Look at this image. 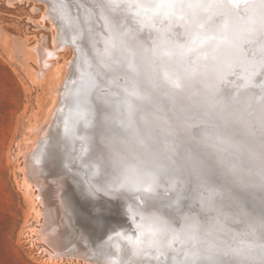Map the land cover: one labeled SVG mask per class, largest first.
Returning <instances> with one entry per match:
<instances>
[{
  "label": "rangeland",
  "instance_id": "rangeland-1",
  "mask_svg": "<svg viewBox=\"0 0 264 264\" xmlns=\"http://www.w3.org/2000/svg\"><path fill=\"white\" fill-rule=\"evenodd\" d=\"M17 1L9 3L7 0H0V264H92L93 261L90 260L91 257L87 253L90 251V248H94L96 251L97 244L99 246L101 243L107 244L115 238L123 246V255L125 257L129 255L128 258L131 261L142 258H153L152 260L155 262L161 259L164 264H181L187 260L191 262V259H195L198 252L203 253L199 255L206 257V253L202 252L199 246H182L176 236L167 231L169 227L180 228L185 214L192 215L195 213L205 224L208 223L210 217L215 215V213H201L200 196L197 197L198 193H194V197L198 199L195 198L197 202H194L195 199L192 195V191H198L193 184L190 186V190L187 189L192 194L187 195L189 200H192V198L194 200L192 202L187 200L184 208L182 207L183 210L173 214L171 213L173 209L167 210V207L159 208L164 204H170L166 199L160 198L157 202L154 200V202L142 204V196L140 194H137V196L135 194L130 196L126 193H124L125 196L117 195L114 191L115 187L113 184L115 182L111 171L102 167V162L99 159H94L92 155H88L91 156L90 159L83 156V159L76 160L73 166H68V169L70 168L73 172L61 171L60 160L62 159L61 157L60 160L57 158V162L55 163L57 174L53 175L55 180L50 179V183L55 184V189H61V201L63 200L64 202H58V205L63 209H67V211L59 215L61 218L64 216L63 220L66 218L68 220L65 224L66 235L75 238L79 242L77 244L82 247L81 258L76 259L64 256L61 259L54 256L51 257L50 253L46 251H51L52 249L41 238V235L37 237L39 234L37 230L44 223V218H42L44 215L40 213L42 205L41 197L37 195L38 188L29 178L30 172L28 171H30V168L27 166L26 153L32 152L31 148L33 150L34 146L36 148L40 143L39 139L41 136L39 133L41 132V126L44 123L46 125L48 119H50L48 111L53 103L54 105L56 104L54 100L58 99L56 98L55 89L64 86L63 82H65L68 77L67 73H69L65 69V64L67 60L72 58L73 52L70 45L66 44L65 46L68 47H58L57 27L53 23L51 24L50 13L46 11L47 8L43 1ZM88 1L90 2L91 0H86V2ZM93 2H95L93 7H95L94 9L97 11V14L93 16L96 19L88 32V47L92 50L95 49L100 54L103 48L101 33L104 36L107 35L109 21L106 19L107 15H104L105 12L101 11L102 8L98 6L99 1L94 0ZM50 26H55L56 28ZM41 46H45L48 50H56L57 53L53 57H47V60H50V62L44 63L45 67L42 74L38 72L40 63L39 48ZM97 58L99 59V56ZM116 70L105 71L107 75L104 80V88L111 89L112 84L120 81L118 76L122 74L117 73ZM172 109L176 111L174 106H172ZM168 113H171V110ZM165 115L167 114L164 113V117L161 116L163 120H158V122L162 124L164 121H167L168 125L166 127L170 130H173L172 123L176 129L179 127L178 133L181 139L184 140L182 141L184 142L183 145L186 144L190 148L194 146L195 151L198 150L194 153L195 158L197 157V167L194 168L196 170L193 173L197 174L198 171H201L209 175L207 184L203 185V189L205 190L203 195L208 196L211 190L219 189L220 195L216 196L215 202L224 213H231L234 216L242 206L250 214V217L257 220L264 217V192L253 189L242 190L227 184L222 176L219 157L213 144H200L201 141L195 139L189 133L188 126L190 124L181 122L179 117L193 121V123L200 120L205 124H212L218 128L217 130L220 133L223 135L227 133L229 137L236 140L243 139L242 130L237 125H224L219 121L209 120L203 111L195 114L196 117L183 113L179 115L172 113L170 117H165ZM160 142L162 141L160 140ZM95 146H97V143ZM96 154L98 155L97 150ZM86 159L90 160L89 162L93 164L96 170L95 168L83 169L84 166L89 164ZM217 168L219 169L217 170ZM24 170H26V176ZM187 170H190V168ZM64 175L65 178H63ZM26 177L30 181H27ZM170 177H166L167 181ZM155 180L158 184L162 183L159 176ZM191 180L192 178L188 182L190 183ZM208 185L210 187L207 188ZM159 186L155 187L158 188ZM83 189L88 190V194L96 197L91 198L88 194H84L85 191ZM226 189H230V191ZM159 190L161 193H165L168 199H171L172 192L178 189L173 188V190H170L172 192L168 194L166 191H169V189L164 190L161 187ZM112 192L115 193V197L108 195ZM60 203L62 204L60 205ZM191 203L192 207L190 206ZM134 206H137L139 209L136 210ZM256 214L260 216H256ZM92 216L91 220L89 217ZM232 221L234 222V220L225 221L227 228L229 225L231 232L226 238L228 243L225 245L224 251L233 250L231 252H236L233 254L242 252L244 253L243 258L247 259L248 257L244 255H249L251 258L255 257L257 260H252L260 264V261L264 260V230L257 227V231L253 234L252 229L243 220L234 223ZM88 237L91 238L88 239ZM261 245H263V249L262 247L260 248ZM69 247L70 245L67 248ZM224 251L221 253H224ZM92 252H94L93 249L90 253ZM221 255L220 253L218 254V256ZM237 256H228L231 261L229 260V262L227 260L229 258L227 257V262L225 263L224 261V264H243L242 262L245 258L243 259L242 256H238L239 260L236 258ZM82 258L87 259V261ZM224 258L223 256V260ZM251 258L248 257L249 260ZM143 259L137 262L142 264ZM198 260L202 261V258H197ZM236 260L243 261L236 262ZM247 260L245 264H253L252 260L250 262H247Z\"/></svg>",
  "mask_w": 264,
  "mask_h": 264
},
{
  "label": "bare ground",
  "instance_id": "bare-ground-1",
  "mask_svg": "<svg viewBox=\"0 0 264 264\" xmlns=\"http://www.w3.org/2000/svg\"><path fill=\"white\" fill-rule=\"evenodd\" d=\"M7 1L9 3H13V1L15 2V0H7ZM20 1L21 0H18L17 2H20ZM33 1L39 2L40 0H33ZM41 1H43L44 5L47 8V10H46V8H45V10L50 13L49 18H50V21H52L51 24L53 23L57 27V31L56 30L55 31L57 32L56 36H57L58 41H59V44H57L58 47L59 48L61 46L68 47L65 45L66 44L70 45L73 53H72L71 59H69L67 61L65 60L66 61V64H65L66 68L65 69H67L69 72V73H67L68 77L66 79V76H65L66 80L64 79L65 80V82H63L64 86L61 85L62 87L56 88L55 89L56 92L54 91L56 93V96H57L56 98H58V99L55 98L56 100H54V101L56 102V104L54 105V103H53L54 106L52 105V107L48 111L49 112L48 115L50 117V119H48V123L45 125V123L43 122L44 125L41 126L42 127L41 132L39 133L41 136L39 139L40 143L38 144V146H36V148L34 146V148H33L34 151L31 148L32 152L26 153L27 154L26 159H27V163H28L27 166H29V168H30V171H28V172H30L29 178L31 179L32 182H34L35 186H37V188H38L37 189L38 190L37 195H39L41 197L40 200H41V205H42L41 210H40V208H39V210L41 211L40 213H43V215H44V216L42 215L43 216L42 218H44L43 219L44 223L42 224V227L39 228V230H37V231H39V232H37V233H39L37 235V237H39V235H41L42 236L41 238L44 239L47 242V244H49L51 246V249H52L51 251L46 250L47 252L50 253L51 257L54 256L56 258L62 259V257L65 256V257H74L76 259H79V258H81V254L83 252L82 247L79 246V244H77L79 242L76 241L75 238L69 237L68 235H66L67 232H66V225L65 224L68 220H67V218L63 220L62 218L64 216L61 218V216L59 215L60 213H63V212L66 213V211H67V209H65V208L63 209L61 206H60L61 207L60 208L58 205L59 204L58 202L63 201V200L61 201V189L60 190L58 188L55 189V187H54L55 184L50 183V179L53 180L54 179L53 175L57 174V172H56L57 168H55V165H56L55 163L57 162L56 161L57 158H59V160H60V157H61V159H62V160H60L61 171L65 170L67 172H73L70 168L68 169V166H73V164L76 160L83 159V156L86 153L85 149L87 150L90 148L89 141H87V140L95 139L94 136L92 137L91 135H94L95 133L100 132L101 129H98L97 126H99V123L103 120L102 114L98 117L97 122H91L90 121V117L92 116V113L89 115V118L84 117L83 115H84V113H86V111L90 112L92 110V108H93L92 104H94V109L96 107L102 108L104 105H107V106L110 105L111 102H110V98H109V93L112 90L104 88V80L105 79L101 80V81H98L96 79L97 82L92 80V79H94V75L95 74L97 75V73L99 72L97 69V62L99 60L97 57L99 56V53L95 49L92 50L91 48L88 47V38H87L88 32L90 31V26L94 25V22L96 19V17H93V16H95V14H97V11L94 9L95 7H93V5L95 4V2H93L94 0L90 1V2H92V4H90L89 1L86 2V0H41ZM98 1L100 3V0H98ZM206 2H211V3H214L217 5V7L214 9V14L211 15V18L207 19V15L205 17L207 19L208 25L211 26L209 28L210 30H208L207 34L219 35V33L217 31H214L213 29L218 28L222 24L224 30L226 32L232 33L234 36V39H235V49H234L235 59H237V57H238V55H240L241 51H244L243 47H242L243 43H247L249 47L254 46V48H256L257 50H262V52H263V50H264V27H261L257 22L260 20H264V7H262L258 2H255V0H250V2L247 4L242 3L241 0H236L235 6L231 2V0H206ZM110 4H111V7L101 10V11L105 12L104 15L105 16L107 15L106 19L109 21V23L107 21V23H108L107 32L108 33L111 30L115 29V26L119 24V21L124 20L125 24H123L124 25L123 28H126L127 31L129 32L128 38L127 37L126 38L130 42H132L133 45H135L136 43H140V44H144L146 46H149V40L152 41L153 37H156L158 39V43H161V45L166 41L167 43H170L169 44L170 46L167 44L166 46L161 47L160 45L159 46L154 45L155 42H152L153 43L152 47L155 46L163 52H176V53L182 54L184 57H187L190 59L192 67L194 70L208 56L209 51H210V47L213 44L214 40H210L211 38L208 36H202V34L198 30V28H195L197 25H191L195 22L193 21L190 14L175 12V13L163 16L160 19H157L154 21L150 17L145 16V14L138 8L122 6V0H110ZM125 9H126V11H125ZM127 11L130 13L132 12V14L131 15L127 14ZM114 12H116V15L118 14L119 16H121V18H119V20H117L116 17L114 16ZM126 14L129 16H127ZM126 16L135 19L134 21L132 19V21L135 23L134 25H137V26H133L134 29L132 28L133 22L125 19ZM174 16H179V19L174 18ZM104 20H102V21H104ZM204 23L205 22L203 20L198 22V24H204ZM50 27H53V26H50ZM140 32L142 34H140ZM143 32L145 35L143 34ZM157 32L158 33L160 32V35H158ZM136 34H139V35H137L135 37ZM207 34H205V35H207ZM215 41L217 43H219L220 36H219V40H215ZM171 44L173 47H171ZM39 52H40V54H39V59H40L39 62L40 63H39L38 72H40L42 74V72H44V67H45L44 63L47 64L50 62V60H47L48 59L47 57L48 56L53 57V56L57 55V53H56V50H52V49L48 50V48H46L45 46H41L39 48ZM82 61L87 62V65H91L92 73L94 72L93 74L91 72H89L90 70L87 69V67L85 68V73H88V76L90 78L87 77L86 74H84V75L81 74V72H82L81 64H84V62H82ZM236 66L237 65H229L225 69L224 72H226L228 70L235 71L234 68ZM119 68H117L116 72L119 74H122V75H120L122 78L119 76L120 81H118V82H125L126 81L128 83L126 75L121 70L122 66ZM237 71H238V73H240L242 75L243 78H241V79L244 80V83H247L248 77L244 74L243 67H241V69L238 68ZM100 74L101 75H99V74L98 75L103 76V73H100ZM235 74H236V72H235ZM106 75L107 74L104 73V78H106ZM221 75L218 77V79L215 83V87H218V84L221 81ZM236 76L237 75H234L233 77H230L228 79L231 81H234V80H236ZM171 83L174 84L177 88H179L181 86L179 79H171ZM66 84H67V86H66ZM56 86H57V84H56ZM132 87L133 88L128 92V94L125 97L126 100H124V102L122 104L123 110H126V112H125L126 116L125 115L124 116L126 117L127 120L129 118L131 119V115H133V118L134 117L139 118L141 123L138 121L136 122V126H138V131L142 135L148 136L150 134L152 136V140H153V138L156 137V132H157V134L160 132L159 125H161V124L158 122V120H163L161 118V116H163L164 113L167 114V115H165V117H168V116L170 117L172 113H176L178 115L181 114L180 112L177 111V109H176V111H174V109H172V106H174V105H175L174 107H177L174 99H178L180 96H178V95H167V94H164L163 92L154 93L148 89V85H146V84H143L140 88L136 87V86H132ZM161 93H163V94H161ZM82 94H83V97H85V99L89 100V102H90V104L86 103L85 105H83L85 107H83L81 105L84 102V98H82V96H81ZM104 95L107 97L105 98ZM162 95H164L165 97H162ZM181 96H184V95H181ZM75 97H76V99H75ZM151 97H154V98L158 97L161 99L164 98L163 102L166 101L165 107H168V108L165 109L163 103H162V106H157V107L152 108V109L146 108L147 106L143 107V104L149 103L148 100H150ZM79 98L81 99V101L79 100ZM190 99H192V98H190ZM57 100H58V103H57ZM73 100H74V102L76 101V103H79V106L77 108L75 107V104L74 105L70 104L71 101H73ZM140 105H142V107L139 110H137V108ZM90 108H91V110H90ZM170 110H171V113H168ZM108 113L110 114L109 111H108ZM158 113L160 114V116ZM183 113L186 114L185 111H183ZM48 115H47V117H48ZM94 115L96 116V114H94ZM176 117H177V115H176ZM181 118L182 117H179V120L181 122L188 123V125L189 124L193 125V121H189V120L181 119ZM206 123H207V121H206ZM172 125H173V128H172L173 130L168 129L169 132L178 133L179 127H178V129H176L173 123H172ZM186 129H187V127H186ZM95 135L97 136V134H95ZM89 136H91L92 138H89ZM177 136H180V134L178 133ZM182 141H184V140L182 139ZM35 142H37V141H35ZM36 145H37V143H36ZM184 145H186V144H184ZM218 169L219 168H217V170ZM24 171H25V176H26V170H24ZM66 173H65V175H66ZM65 175L63 178H65ZM27 176H28V174H27ZM157 176H159L158 172L155 173L154 179H152L151 181L145 182L142 184H138L135 186H131V187H129L127 185L121 187L119 185V183L114 181L115 182L113 184V186L115 187L114 191L117 195H124V196H125L124 193H126L130 196H132V194H135V196H137V194H140L142 196V204H145L147 202H154V199H156V202H157L160 198L167 200L168 197H166V194L161 193V191L158 188H156L155 186L160 185L164 190L169 189V191H170V190H173L174 185H177V186H179V185L174 184L173 178H169V180L166 182V185L165 184L163 185V183L158 184V182L155 180V178ZM197 177H195L196 180H194L192 182V184L196 185V187L198 188V191L200 189V190L205 192V190L203 189V184L197 182V180H198ZM27 181H30V180H28V178H27ZM63 184L65 185V183H63ZM188 184H189V182H188ZM209 185L207 186V188L210 187ZM59 187H60V185H59ZM188 188H190V185L187 186V189ZM190 189H188V190H190ZM188 190H187V192H188ZM174 192L175 191H173V193ZM204 192H203V194H204ZM115 193L112 192L108 195L115 197L116 196V195H114ZM173 193L171 194V196L173 199L176 197L174 199V202H176L175 203L176 205L171 206L170 204H168L170 207H167L168 205H166L165 207H167V210H169V209L177 210L178 208H180L182 206V205L180 206L181 202L179 201L176 194H173ZM185 194H186V192H185ZM194 196H195V194H193V198L197 199V197H194ZM128 198H130V197H128ZM193 198H192V200H194ZM196 199H195V201H196ZM187 200H189V199H187ZM192 200H189V201L192 202ZM61 204L62 203H60V205ZM129 205H130V203H129ZM190 206L192 207V203L190 204ZM134 207L136 208V210L139 209L137 206H134ZM183 208H184V206H183ZM60 209H62V210H60ZM87 212H85V213H87ZM37 213H39V212H37ZM201 213H203V212L201 211ZM85 215H87V214H85ZM257 215H259V214H256V216ZM89 218L92 220L93 216L89 217ZM262 218L264 219V217H261V219ZM85 223H87V222H85ZM68 224H70V223H68ZM86 227H87V225H86ZM230 227H231V225H230ZM228 228H229V225H228ZM88 229H89V227H88ZM80 231H81V229H80ZM89 231H91V230H89ZM78 232H79V230H78ZM83 233H85V232H83ZM90 238L91 237H88V239H90ZM82 240H83V238H82ZM68 245H70L69 248H67ZM94 246L96 247V245H94ZM262 246L263 245H261L260 248ZM263 247H262V249H263ZM92 249L94 252L90 253V251H92ZM242 250H243V248H242ZM90 251L87 253L91 257L90 260L93 261L92 264H129V262H131V264H140L137 261L143 259L142 258V259L131 261L128 258L129 255H127L125 257L123 255V246H122L121 242H119L116 238L113 241L108 242L107 244L101 243L100 246L97 244L96 251L94 250V248H90ZM231 251H233V250H231ZM231 251L226 250V251H224V253H220V254H222L221 256H218V254H216V255H213L207 259L205 258V256L202 255L203 256L202 257L201 255H199V254H203V253H199V252L197 253L196 252L197 256L195 257V259L192 258L191 262L188 260L183 261L181 264H193L194 260H195V264H201V262H202V264H220V263L224 264V261H225V263L227 262L226 259L228 256L233 257V255H237V254H233V253H236L235 251L234 252H231ZM202 252H204V251L202 250ZM231 253H232V255H231ZM223 256L225 257L224 260H223ZM238 256L239 257L242 256V258H243V255H238ZM238 256L236 258L240 260V258ZM244 256H248L249 258H251L249 255H244ZM122 257H123V259H122ZM197 257H199V259L202 258V261H200V260L197 261ZM230 257H228L229 258V259H227L228 261L230 260ZM248 257H247V259H248ZM82 259L87 261V259H85V258H82ZM152 259L151 258H145V259H143L142 264H164V263H162L161 259H159L156 262ZM203 259H205V260H203ZM231 259H233V258H231ZM247 259L246 258L244 259L245 262L243 260H242L243 262L237 261V260H236V262H242L243 264H245ZM252 259L255 260L256 258L252 257L251 260ZM222 260H223V262H222ZM251 260L248 259L247 262H250ZM205 262H207V263H205ZM252 262L254 264L256 261L254 262L252 260ZM250 264H252V263H250ZM255 264H257V263H255Z\"/></svg>",
  "mask_w": 264,
  "mask_h": 264
},
{
  "label": "clouds",
  "instance_id": "clouds-1",
  "mask_svg": "<svg viewBox=\"0 0 264 264\" xmlns=\"http://www.w3.org/2000/svg\"><path fill=\"white\" fill-rule=\"evenodd\" d=\"M99 6L102 9L111 7L110 0H100ZM122 6L138 8L154 21L180 12L190 14L196 23L201 20L207 23L217 7L206 0H122ZM257 23L264 27V20ZM213 30L219 33L220 41H213L208 56L195 70L190 59L182 54L163 52L155 46L140 43L133 45L117 29L106 36L101 33L103 48L97 69L103 73L126 66L136 74L138 81L146 82L153 91L193 98L209 120L237 125L243 132V139L216 137L213 140L222 176L233 187L264 192V93L257 95L245 90L235 96L221 95L215 83L229 65L236 63L235 39L232 33L224 30L222 24ZM170 78L179 79L181 86L177 88ZM166 125L167 121L159 125L164 140L162 146L158 147L153 144L150 134L142 138L138 133L129 136L118 130L130 125L112 127L102 123L103 131L96 150L115 182L128 178L138 185L151 181L159 171L180 173L197 167L192 149L181 151L174 140L167 139L174 133L169 132ZM218 195L220 190L214 189L210 195L201 194L199 198L202 212L215 213L207 224L195 213L185 214L180 228L169 227L167 230L176 236L182 246H199L206 253V259L224 251L228 243L226 238L231 232L225 221L243 220L253 234L257 227L264 230V219L250 217L242 206L234 216L224 213L215 202ZM237 255L243 253L237 252ZM260 264H264V260Z\"/></svg>",
  "mask_w": 264,
  "mask_h": 264
},
{
  "label": "water",
  "instance_id": "water-1",
  "mask_svg": "<svg viewBox=\"0 0 264 264\" xmlns=\"http://www.w3.org/2000/svg\"><path fill=\"white\" fill-rule=\"evenodd\" d=\"M125 11H126V9H125ZM127 14L131 15L132 12L130 13V12L127 11ZM129 15H127V16H129ZM114 16L116 17L117 20H119V18H121V16H119L118 14L116 15V12H114ZM127 16H126L125 19H127L129 21H132L133 18L127 17ZM174 18H178L179 19V16H174ZM134 20L135 19H133V21ZM123 24H125L124 20L119 21V24L115 26V29H117L120 32L124 33L126 35V37L128 38L129 32L127 31L126 28H123L124 27ZM134 24L135 23L133 22L132 28H133V26H137V25H134ZM191 25H197L195 28H198V30L201 32L202 36H208V37L211 38L210 40H219V35L207 34L208 30H210L209 28L211 27L210 25H208V23L198 24V23L195 22V23H193ZM141 32H140V34H142ZM143 34H144V32H143ZM157 34L160 35V32L159 33L157 32ZM205 34H207V35H205ZM137 35H139V34H136L135 37ZM156 39H157L156 37H153L152 41L149 40V47H152V45H153L152 42H155L154 45H157V46L160 45L161 47L162 46L164 47L167 44L168 45L170 44V43H167L165 41L161 45V43H158V39L157 40ZM171 47H173L172 44H171ZM242 47H243L244 51H241L240 55H238V57L236 59L235 65H237V66L234 68L235 71L228 70V71L224 72L221 75V81L219 82L217 88L220 89L221 95H223L225 97L238 95V94H240L241 92H243L245 90H251V91L255 92L257 95H260V94L264 93V50L262 52V50H257L256 48H254V46L249 47L247 43H243ZM82 62H84V64H81V67H82L81 74L82 75L86 74V76L89 77L88 73H85V68L87 67V69L90 70L89 72L92 73L91 65H87V62H85V61H82ZM241 67H243L244 74L248 77L247 83H244V80L241 79V78H243L242 75L240 73H238V71H237L238 68L241 69ZM121 70L126 75L128 83L125 81L126 83L125 82H117V83L111 85L112 91L109 93V98H110L111 105L110 106L109 105L108 106L104 105L102 108H97L96 107L94 109V104H92V106H93L92 110L90 108L91 111L90 112L86 111V113H84V115H83L84 117H88L89 118V115L92 113V116L90 117V121L91 122H97L98 117L101 114L103 115V120L99 123V126H97L98 129H101L100 132L99 133H95V134H97V136L95 134L91 135L92 137L94 136L95 139L87 140V141H89L90 148L87 149V150L85 149V152H86L84 154L85 158H89L90 159L91 156H88V155H91V154H92V157L94 159L98 160V158H99V154L98 155L96 154V147L97 146H95V145H96V143L98 144V138L100 139V134L103 131L102 123H104L105 126H112V127H122V126H125V125L126 126L130 125L129 127H126L125 129H118V130L122 131L124 135H129L130 136V135H133L134 133H138L140 135V137H142V138L146 137V135H142L138 131V126H136V122L137 121L140 122V119L136 118V117L133 118V115H131V119L132 120L130 118L127 120L126 117H125L126 116L125 115L126 110H123L122 104H123L124 100H126L125 97L128 94V92L133 88L132 86H136V87L140 88L143 84H146V85H148V89L150 91H152L154 93H156V91H153L151 86L149 84H147L146 82L138 81V79L136 77V74L130 68H128L126 66H122ZM235 72H236V74H235ZM104 73L105 72H103V76H99L101 74L98 72L97 75L95 74L96 76L94 75V79H92V80H94L95 82H97V80L98 81L104 80L105 79L104 78ZM234 75H237L236 76V80L231 81V80L228 79L230 77H233ZM120 77L118 76V78H120ZM161 94H163V93H161ZM81 96H82V98H84V102H83V104H81L82 106L85 105L86 103L90 104L89 100H87V99H85V97H83V94ZM162 97H165V96L162 95ZM75 99H76V97H75ZM74 100L71 101L70 104L71 105L75 104V107L77 108L79 106V103H76V101L74 102ZM79 100L81 101L80 98H79ZM148 101H149V103L143 104V107L147 106L146 108L152 109V108H155L157 106H162V103L164 104V107L166 106L165 105L166 101L163 102L164 98L161 99V98H158V97H156V98L151 97L150 100H148ZM174 101L176 102L175 104L177 105V107H175L177 109V111L180 112V113H183V111H185L186 112L185 115H194V117H196L195 114H198L199 112L203 111L194 102V99L193 98L190 99V97H188V96H180L178 99H174ZM83 107H85V106H83ZM141 107H142V105H140L137 108V110H139ZM166 108H168V107H165V109ZM108 111L110 112V114L108 113ZM94 114H96V116ZM217 129L218 128L214 127L212 124H205L204 122H202L200 120L194 121L193 125H189L188 126V130H189V133L191 134V136L195 137L197 140H200L201 141L200 144L201 143L202 144L207 143L209 145L213 144V140L216 137H229L227 133L223 135ZM177 135H178L177 133H174L173 136H168L167 139L174 140L175 143H177L180 146L181 151H183L185 148H190L188 145L187 146L183 145L181 137L177 136ZM91 136H89V138H92ZM160 140L162 142H160ZM163 140H164V137L161 135V133L159 132L157 134V132H156V137L153 138L152 142H153V144L155 146L160 147V146H162ZM193 147L194 146H192L190 149L195 151V149ZM197 151L198 150H196L194 153H196ZM86 161L89 164L84 166V168H83L84 170L86 168H92V169L95 168L93 166V164L89 162L90 160L88 161L86 159ZM102 167L106 168L104 165ZM101 168H100V170H101ZM95 170H96V168H95ZM107 170H109V169H107ZM193 172H194L193 168H190V170L181 171L180 173L164 172V171H159L158 172L159 179L163 183V185L164 184L166 185V182H167V178L166 177H168V176H171L170 178L174 179V184H178L179 185V186L176 185L177 187L176 186L174 187V189H178L174 193L172 191H166L167 194L171 193V192L173 194H176V196L178 197L179 201L181 202L180 206L182 205L177 210H172V211L170 210L171 213L174 214V213H177V212L183 210L182 207L186 204L187 199H188V195L187 194H192V192H193V194L194 193H198L197 197H199V196H201V194H203L204 191L201 192V190H199V191L196 190V192L192 191L191 193H187V190H186L187 186L189 184H190V186L192 185V182H193V180H195L194 177L196 175L198 176L197 177L198 178L197 182L203 184L204 186L207 184V180L209 179V176L204 174L201 171H199L197 174H193L192 175ZM190 178H192V180L188 184V181L190 180ZM111 180H112V178H111ZM194 186H195L196 189H198L196 187V185H194ZM160 188L161 187L159 186L158 189H160ZM83 191H85L84 194L85 193L88 194L87 193L88 190L86 191V190L83 189ZM185 192H186V195H185ZM88 195L91 196L90 194H88ZM92 197H96V196H91V198ZM174 199L171 197V199H167V202L170 203L171 206H173L176 203V202H174ZM154 200H156V199H154ZM195 202H197V201H195ZM166 205L167 204H164L161 207H159V205H157V206L162 209V207L165 208ZM167 207H170V206L168 205Z\"/></svg>",
  "mask_w": 264,
  "mask_h": 264
},
{
  "label": "snow or ice",
  "instance_id": "snow-or-ice-1",
  "mask_svg": "<svg viewBox=\"0 0 264 264\" xmlns=\"http://www.w3.org/2000/svg\"><path fill=\"white\" fill-rule=\"evenodd\" d=\"M231 2L233 3L234 6L236 5V0H231ZM241 2L244 4H247L250 2V0H241ZM255 2H258L262 7H264V0H255ZM98 159L101 161L100 157ZM118 183L121 187L125 185L129 187L137 185V184L132 183L131 180L128 178H122Z\"/></svg>",
  "mask_w": 264,
  "mask_h": 264
}]
</instances>
